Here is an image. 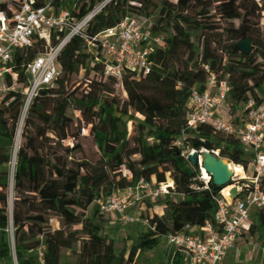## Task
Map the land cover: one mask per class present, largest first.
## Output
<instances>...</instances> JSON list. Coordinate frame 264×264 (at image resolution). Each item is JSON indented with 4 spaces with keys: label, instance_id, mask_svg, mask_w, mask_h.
Segmentation results:
<instances>
[{
    "label": "trees",
    "instance_id": "16d2710c",
    "mask_svg": "<svg viewBox=\"0 0 264 264\" xmlns=\"http://www.w3.org/2000/svg\"><path fill=\"white\" fill-rule=\"evenodd\" d=\"M105 1L78 0L72 16L79 21ZM129 11L152 18V34L171 36L150 55L152 71L145 81L168 79L177 84L173 102L152 109L141 99L142 83L131 74L116 82L104 76L98 65L89 71L93 57L83 52L77 37L71 39L56 58L58 75L33 98L21 128L12 181V247L6 197L10 178L2 165L12 160L23 97L10 94L0 106V264H13V253L16 264H39L36 256L29 255L39 248H43L41 264H138L139 255L157 249L170 232L211 223L216 210L213 199L225 188L214 186L211 178L204 184L198 164L191 165L187 156H180L181 150L203 149L246 168L244 152L233 137L209 129L185 130L183 120L189 91L202 84L206 63L218 81L227 83L228 100L235 106H244L249 97L260 104L257 91L264 84V36L253 24L258 4L255 0H109L84 33L93 36L110 28ZM247 38L251 51L243 55L236 45ZM57 44V38L50 37L49 47ZM43 49V44H35L14 53L12 70L18 83L26 84V65ZM116 85L124 100L116 95ZM86 88L101 92L98 103H88ZM117 121L126 130L112 142ZM81 125L89 129L98 151L93 161L83 159L76 141ZM181 135L182 147H173ZM67 138L72 140L70 147L63 145ZM52 140L58 141L56 146ZM150 168L155 185L172 183L174 197V201L166 197L151 205L164 207L161 216L149 218L154 230L120 241L103 236L106 217L98 212L87 217L88 207L98 198L133 187L140 178L151 180L144 176ZM53 183L56 190L75 188L60 196L42 197ZM259 187L264 190V179ZM263 228L264 211L259 210L248 233ZM166 264H180L179 253L170 250Z\"/></svg>",
    "mask_w": 264,
    "mask_h": 264
},
{
    "label": "built area",
    "instance_id": "2783aa9c",
    "mask_svg": "<svg viewBox=\"0 0 264 264\" xmlns=\"http://www.w3.org/2000/svg\"><path fill=\"white\" fill-rule=\"evenodd\" d=\"M65 1L0 0V106L10 94L21 95L18 124L33 98L58 75L56 58L74 37L79 39L83 52L93 57L89 71L98 65L104 76L116 82L125 73L138 82L145 81L152 71L150 55L158 48L161 36L150 32L151 18L129 11L114 26L88 36L84 28L109 0L79 21L72 16L74 7ZM50 37L57 38L55 47H49ZM35 44H43L44 49L26 65V84L18 83L12 70L14 53ZM202 74V84L189 91L184 128L193 132L209 129L233 137L243 152L253 156L250 162L253 176L246 200L235 196L229 199L221 193L213 199L216 210L211 223L206 222L202 227L185 225L179 232L167 235L169 247L180 255V264H221L231 250L244 243L241 237L249 231L250 211H264V190L259 187V180L264 179V99L255 105L249 97L244 106H235L232 102L238 109L228 108L227 83L216 79L209 63L202 67ZM91 90L86 88L85 92L88 103H98L101 92L91 93ZM184 140L183 135L177 137L173 147L181 148ZM188 151V148L187 153L181 150L180 156H187ZM244 179L233 175L231 178ZM172 189L170 182L155 185L153 180L140 178L133 187L98 198L93 204L99 214L120 226L137 225L144 231H152L154 225L148 218L136 214V210L143 203L155 205L166 197L174 201Z\"/></svg>",
    "mask_w": 264,
    "mask_h": 264
},
{
    "label": "rangeland",
    "instance_id": "374dc122",
    "mask_svg": "<svg viewBox=\"0 0 264 264\" xmlns=\"http://www.w3.org/2000/svg\"><path fill=\"white\" fill-rule=\"evenodd\" d=\"M77 1L78 0H67L65 2L69 6L74 7ZM255 2L258 4L259 11L256 12V15L258 16V18L254 20L253 24L259 30L260 34L264 36V0H255ZM160 36H161L160 37L161 39H160L159 44L157 45L158 47L163 46L164 40L171 38L169 34H160ZM78 79L79 77L77 78V80ZM141 83H142V88H143V91H141L140 93L141 99L148 107L152 109H161L169 105L170 103H172L174 100L175 91L178 89V85L168 79H160V81L157 83H151V82H146V81H141ZM94 92L95 91L92 89L91 93H94ZM115 93L121 100L125 99L124 93L122 92L121 88L117 85L115 86ZM257 96L260 99H264V88L263 87L257 91ZM227 106L228 108L235 107L230 100L227 101ZM235 108L238 109V107H235ZM136 120L139 121L140 118H137ZM22 125H23V122H22ZM114 126H115V132L113 135L112 142H116V139L120 140V138L124 135V131L126 130L124 124H122L120 121L115 122ZM129 128L130 126L128 125L127 131H126L127 134L130 131ZM52 141L54 142V146H56L58 141L56 140H52ZM76 141L79 142V144H81L83 159L87 161H93L97 158L98 151L93 144L91 136L89 135L88 128L81 125V134L79 135ZM20 143H21V140L19 139L18 145ZM61 144L62 143L59 142L60 147H61ZM63 145L65 147H70L72 145V140L67 138L66 142H63ZM185 152L187 153V148L185 149ZM252 159H253V156H251L250 152L248 151L244 152L243 160L246 162V168L243 169V173L246 176V179L242 181L231 180L228 183V186L231 187V190L233 191L234 196L242 198L244 200L247 199V196L249 194L247 192V189L251 187L253 168L250 165V162ZM10 166H11V161L10 163L3 164L2 168L9 172ZM147 173L148 175H144V176H149L150 179L153 180L154 169L150 168L147 171ZM79 174H81V172L77 173V175ZM74 188H75V185H72V186L65 187L63 190H56L55 184L53 183L51 189H49L46 192L41 193L40 195L42 197L60 196L65 192L72 191ZM235 189H237V191H235ZM6 197L9 201V198H10L9 191L6 194ZM163 211H164L163 206H151L149 204L143 203L140 206V208L136 210V214L140 215L142 218L149 219L150 217L153 218V217L161 216L159 214L163 213ZM258 211L259 210L250 211V220H249L250 226H255L256 215ZM95 212H97L96 207L94 204H91L86 211V216L92 217V215ZM173 228H175V226H173ZM142 231L144 230L137 225L120 226L116 221L110 219L109 217H106V222L103 226V230L101 234L114 241H120L127 237L134 238L137 233L142 232ZM169 234H171V232ZM241 239L245 242V245L247 247V250L245 251V255L247 256V260H248V262H243L241 264H251V263L252 264H256V263L264 264V232L257 231L253 235L246 233L241 237ZM170 250L171 248L169 247L167 243V237L162 238L157 249H155L152 252H146V253L139 255L138 264H166L167 255ZM42 252H43V248H39L36 251L31 252L29 255L36 256L39 260V264H41L40 259H41ZM262 253H263V256H261Z\"/></svg>",
    "mask_w": 264,
    "mask_h": 264
},
{
    "label": "water",
    "instance_id": "95a60500",
    "mask_svg": "<svg viewBox=\"0 0 264 264\" xmlns=\"http://www.w3.org/2000/svg\"><path fill=\"white\" fill-rule=\"evenodd\" d=\"M236 46L239 52L243 55H247L251 51L250 40L248 38L238 42ZM200 157L202 158V165L205 174H207L208 177L211 178L212 184L217 187L228 186V183L229 181H231L232 178V172L228 168V163L218 159L217 155L213 153H208L203 149H200L198 151L194 149H189L186 159L191 165L198 164L200 173H202L199 166ZM9 189H10V194H9L10 198H9V206H8V211L10 216L9 233H10V242L13 247L12 225H11V195H12L11 181H9ZM226 197L229 199H233L234 198L233 191L230 190L226 194ZM13 264H16L14 253H13Z\"/></svg>",
    "mask_w": 264,
    "mask_h": 264
},
{
    "label": "bare ground",
    "instance_id": "6f19581e",
    "mask_svg": "<svg viewBox=\"0 0 264 264\" xmlns=\"http://www.w3.org/2000/svg\"><path fill=\"white\" fill-rule=\"evenodd\" d=\"M22 121H20V123L18 124L17 130L15 132L14 135V144H13V153H12V160H11V166H10V171H9V178L11 181V185H12V181H13V173H14V164H15V153H16V148L17 145L19 143V139H20V132H21V128H22ZM199 166L201 169V181L202 182H207L210 178L208 177L207 174H205V171L203 169V165H202V158L200 157V161H199ZM228 168L230 169V171L232 172L233 177H238L241 179L246 178V176L243 173V169L241 168V166L239 165H235L232 163H228ZM231 190L230 186H226L224 189H222L221 193L222 195H225ZM9 194H10V189L8 190Z\"/></svg>",
    "mask_w": 264,
    "mask_h": 264
},
{
    "label": "crops",
    "instance_id": "0c3cea01",
    "mask_svg": "<svg viewBox=\"0 0 264 264\" xmlns=\"http://www.w3.org/2000/svg\"><path fill=\"white\" fill-rule=\"evenodd\" d=\"M161 214L162 213H160L159 215ZM262 232H264V230H262ZM246 250L247 247L245 245V242L243 244H239L235 249L231 250L227 254L221 264H241L243 262H248L247 256L245 255ZM261 256H263V253L261 254Z\"/></svg>",
    "mask_w": 264,
    "mask_h": 264
}]
</instances>
